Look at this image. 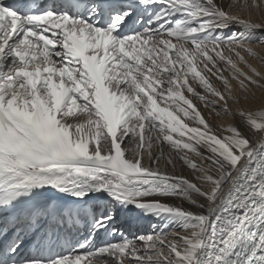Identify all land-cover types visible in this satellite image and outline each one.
I'll return each instance as SVG.
<instances>
[{"label":"snow or ice","instance_id":"snow-or-ice-1","mask_svg":"<svg viewBox=\"0 0 264 264\" xmlns=\"http://www.w3.org/2000/svg\"><path fill=\"white\" fill-rule=\"evenodd\" d=\"M262 7L0 0V264H264Z\"/></svg>","mask_w":264,"mask_h":264},{"label":"bare ground","instance_id":"bare-ground-1","mask_svg":"<svg viewBox=\"0 0 264 264\" xmlns=\"http://www.w3.org/2000/svg\"><path fill=\"white\" fill-rule=\"evenodd\" d=\"M242 14L244 15V13ZM256 95H257L258 101L264 100V93L257 92ZM129 220L131 222V227L126 232V234L128 235L139 234V231L147 224V221L142 220V219L137 220L135 217H130Z\"/></svg>","mask_w":264,"mask_h":264},{"label":"rangeland","instance_id":"rangeland-1","mask_svg":"<svg viewBox=\"0 0 264 264\" xmlns=\"http://www.w3.org/2000/svg\"><path fill=\"white\" fill-rule=\"evenodd\" d=\"M246 13V14H245ZM244 15L247 16L249 15V13L247 11L244 12ZM252 15V19L253 20H258L261 18H264V7H262V9L259 12L253 11L251 13ZM256 50L258 52H260L261 55H264V45H260L259 47L256 48ZM250 62L256 66L261 72H264V65H261L258 61L256 60H250ZM233 83L235 84V82L233 81Z\"/></svg>","mask_w":264,"mask_h":264}]
</instances>
